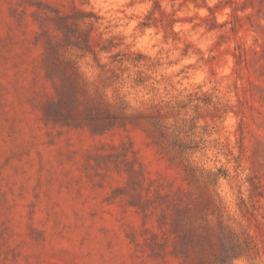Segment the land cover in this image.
Here are the masks:
<instances>
[{
  "label": "rangeland",
  "instance_id": "obj_1",
  "mask_svg": "<svg viewBox=\"0 0 264 264\" xmlns=\"http://www.w3.org/2000/svg\"><path fill=\"white\" fill-rule=\"evenodd\" d=\"M0 264H264V0H0Z\"/></svg>",
  "mask_w": 264,
  "mask_h": 264
}]
</instances>
